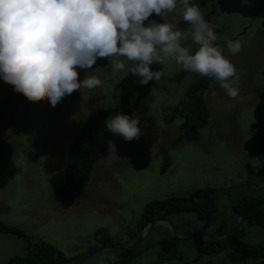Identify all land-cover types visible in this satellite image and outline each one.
<instances>
[{
    "label": "rangeland",
    "instance_id": "374dc122",
    "mask_svg": "<svg viewBox=\"0 0 264 264\" xmlns=\"http://www.w3.org/2000/svg\"><path fill=\"white\" fill-rule=\"evenodd\" d=\"M205 20L216 26L223 54L238 73L239 95L230 98L214 79L204 90L210 110L200 138L187 140L179 128L178 108L186 88L198 74L187 72L181 80L170 79L180 67L172 60L150 67L163 72L152 81L146 97L139 101L133 117H138L141 135L126 141L115 136L94 164L86 186L67 201L55 198L64 185L66 154L77 129L99 108H116L121 102L117 83L128 74L113 70L107 58H98L89 75L103 81L93 90L81 89L66 95L55 106L45 98L22 101L15 123L0 135V219L27 232L32 241L45 240L67 257L85 252L98 244L97 238L108 233L121 246L136 231L144 206L153 199L187 195L201 187H234L225 195L216 192V210L211 220L198 219L193 212L170 214L168 219L177 233L220 236L237 222L229 199L259 195L264 185V165L254 169L249 160L258 156L264 138V0H194ZM168 22L178 21L176 12ZM152 20L163 22L153 14ZM179 27L187 25L180 20ZM239 40L242 50L230 55L226 41ZM190 50L197 47L189 39L182 42ZM130 62L126 61V67ZM155 71V70H154ZM78 78L85 70L77 68ZM10 84L0 79V103ZM213 91L215 95H212ZM264 160V158H261ZM232 204V201H231ZM242 240H264V229L241 224ZM100 233L96 234V231ZM171 233L168 223L159 222L148 239L157 240ZM195 238L179 240L176 245L183 259L196 255ZM205 238V237H198ZM144 243V242H143ZM132 264H148L158 256V247L145 248ZM19 237L0 231V264L24 252ZM113 249L102 250L80 264H107ZM211 264H252L256 258L232 249H224L202 261ZM156 264H184L174 260Z\"/></svg>",
    "mask_w": 264,
    "mask_h": 264
},
{
    "label": "clouds",
    "instance_id": "9594fccd",
    "mask_svg": "<svg viewBox=\"0 0 264 264\" xmlns=\"http://www.w3.org/2000/svg\"><path fill=\"white\" fill-rule=\"evenodd\" d=\"M173 12L180 19L168 22ZM153 14L163 22L145 24ZM180 20L187 27H179ZM215 28L194 0H0V79L29 101L47 98L55 107L66 95L102 86L87 71L98 58L145 85L163 76L150 65L172 60L182 70L214 79L236 98L240 73L214 43ZM189 39L195 50L182 44ZM226 43L230 55L242 50L239 40ZM77 68L86 72L82 80ZM138 124V117L123 113L105 120L106 129L126 141L139 138ZM249 163L257 169L264 160Z\"/></svg>",
    "mask_w": 264,
    "mask_h": 264
},
{
    "label": "trees",
    "instance_id": "16d2710c",
    "mask_svg": "<svg viewBox=\"0 0 264 264\" xmlns=\"http://www.w3.org/2000/svg\"><path fill=\"white\" fill-rule=\"evenodd\" d=\"M156 70L155 67H150ZM188 71L179 69L170 79L181 80ZM140 78L131 73L124 75L117 83L120 106L116 108H99L91 113L84 123L77 129L66 154L63 168L64 185L55 192L59 201H67L74 197L76 191L83 189L93 171L94 164L101 158L110 141L117 136L105 127V120L109 115L123 113L133 117L139 101L146 97L152 86L141 84ZM211 78L200 77L186 88L179 103L178 115L181 118L180 130L187 140L200 138V129L208 123L210 110L204 99V90L208 88ZM26 97L14 92L10 85L0 103V135L15 123V113L19 104ZM258 150L259 158H264V138ZM226 194V188L201 187L193 189L187 195H171L162 199H153L144 206L140 221L130 239L134 240L142 228L156 218H167L170 214L179 212H193L198 219L211 220L216 210V192ZM232 201V210L242 215L241 224L259 226L264 229V189L257 196L242 195ZM240 226L226 238L213 240L210 238H195L196 255L183 259L182 253L176 249L179 240L170 232L168 235L151 241L149 234L137 245L126 250H114L115 256L107 264H132L133 260L141 254V244L145 248L158 247V256L153 262L156 264L168 262L176 258L184 264H211V261H202L205 256H214L224 249H232L243 255L256 258L252 264H264V240L249 243L242 240L243 231ZM0 231L19 237L24 242V252L10 256L3 264H70L76 258L93 251L100 246L117 245L108 233L97 238L98 244L91 245L79 255L67 257L62 251L45 240L32 241L30 235L23 229L8 224L0 219ZM100 233L99 230L96 234Z\"/></svg>",
    "mask_w": 264,
    "mask_h": 264
},
{
    "label": "water",
    "instance_id": "95a60500",
    "mask_svg": "<svg viewBox=\"0 0 264 264\" xmlns=\"http://www.w3.org/2000/svg\"><path fill=\"white\" fill-rule=\"evenodd\" d=\"M236 188V187H239V186H230L227 188L226 192H229V190L231 188ZM261 189H264V185L262 186H257ZM229 203H230V206H232L231 204V201L229 199ZM233 208V207H232ZM234 211V210H233ZM235 215L237 217V222L235 224V226H233L228 232H226L224 235H220V236H206V235H202L200 233L198 234H193L192 236H185V235H180L177 233L176 229L174 228L173 224L166 218H156L154 220H151L149 221L143 228L142 230L140 231L139 235L134 239L132 240L131 242H129L128 244H125V245H105V246H100L98 248H96L95 250L93 251H90V252H87L86 254L76 258L75 260H73L70 264H80L82 263L85 259L89 258L90 256H92L93 254L97 253V252H100L102 250H107V249H113V250H126V249H129V248H132L134 247L135 245L139 244L148 234L149 232L151 231L152 227L154 225H156L157 223L159 222H164V223H168L169 226H170V229H171V234L177 238L178 240H188L192 237H206V238H210V239H213V240H221V239H224L226 238L230 233H232L234 230H236L241 222H242V215L235 212Z\"/></svg>",
    "mask_w": 264,
    "mask_h": 264
}]
</instances>
